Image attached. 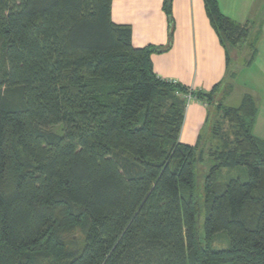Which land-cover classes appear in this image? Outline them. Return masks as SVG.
Here are the masks:
<instances>
[{"label":"trees","instance_id":"16d2710c","mask_svg":"<svg viewBox=\"0 0 264 264\" xmlns=\"http://www.w3.org/2000/svg\"><path fill=\"white\" fill-rule=\"evenodd\" d=\"M112 1L0 0V264H264L254 100L226 107L218 86L158 77L152 56L170 45L135 48ZM205 4L229 56L246 30ZM189 96L236 129L208 157L180 142ZM239 167L247 180L216 183ZM85 220L83 246L68 250L59 235ZM220 233L228 246L211 247Z\"/></svg>","mask_w":264,"mask_h":264},{"label":"crops","instance_id":"0c3cea01","mask_svg":"<svg viewBox=\"0 0 264 264\" xmlns=\"http://www.w3.org/2000/svg\"><path fill=\"white\" fill-rule=\"evenodd\" d=\"M165 1L113 0L112 20L115 24L132 27L135 48L170 45L165 52L152 56L155 72L164 80L175 81L195 92H211L228 83L229 76L233 77L235 88L233 86L230 98L239 97L232 107L239 106L246 96L252 97L256 105L253 135L264 141V0H216L224 16L253 28L249 35L256 43H251L253 53L248 60L238 53L234 59L229 58L211 23L205 0H172L173 29L164 9ZM234 64L238 70L247 71L246 78L232 70ZM236 79L243 85H238ZM208 123L207 105L189 104L180 142L199 145Z\"/></svg>","mask_w":264,"mask_h":264},{"label":"rangeland","instance_id":"374dc122","mask_svg":"<svg viewBox=\"0 0 264 264\" xmlns=\"http://www.w3.org/2000/svg\"><path fill=\"white\" fill-rule=\"evenodd\" d=\"M243 27L246 29V32H248V34L246 35L244 40L242 39L238 48L237 46L234 48H229V58L234 59L235 55L238 53V56L245 58V60H248L249 58L251 59V56L253 53L252 48H251V45H252L251 43H253L255 40H254V37H250L249 32L253 28L250 25H245ZM243 61L244 59L241 60V62ZM235 64L232 70L239 73L240 76L244 74L243 77L246 78V76L248 75L247 71L244 72L242 71V69L238 70V68L235 67ZM230 74H232V72H230ZM235 82L238 85H243V83L238 82V79H236ZM233 84H234V78L229 76L228 83L226 82L223 86H221V88L219 87L217 89L216 99L219 100L218 103L222 102V104H225L226 107H232V106H235L236 103H238L236 101H238L237 97H239V95L236 98H234L235 100H231L232 98H230L231 94H233L231 93L233 91V86L235 88V85ZM191 103H202L205 106L207 105L208 107L209 123L207 124L206 129H204L203 135L201 137L202 138L201 144H200L201 149L204 150L205 154L208 157L209 153H214V152L216 153L220 149L222 145L220 138L223 137V135L227 133L230 135V138L233 140L234 138L233 136L236 132V129H233L231 126H229L227 122L223 120L221 111L217 109L216 107L217 104L216 106H208V103L206 101L200 100L195 96L187 97V106ZM216 129L218 132V136H214L213 134L214 131H216ZM208 162H210V160ZM210 163H209V166H210ZM199 170H200L198 172L199 186L197 188V191L199 192L200 196L203 198L206 196V192L204 191L203 186H204V182L206 180L207 175L204 171L205 169L202 166L199 168ZM224 176L225 177L240 176L243 180H247V177H248L247 169L245 167L225 169L222 171L221 174H219L216 183L223 184ZM204 204L205 203L203 201L202 206H201L202 212H205L206 210V207ZM86 227H87V221L85 220L80 226L76 227L75 229L64 231L59 235L60 239L67 246L68 250H76L77 248L83 246ZM228 244H229V241L226 236V233H220L212 239L210 246L213 248H225L228 246Z\"/></svg>","mask_w":264,"mask_h":264},{"label":"built area","instance_id":"2783aa9c","mask_svg":"<svg viewBox=\"0 0 264 264\" xmlns=\"http://www.w3.org/2000/svg\"><path fill=\"white\" fill-rule=\"evenodd\" d=\"M189 97H191V96H189Z\"/></svg>","mask_w":264,"mask_h":264}]
</instances>
